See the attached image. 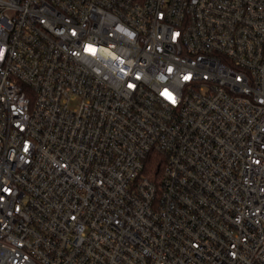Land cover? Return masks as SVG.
I'll list each match as a JSON object with an SVG mask.
<instances>
[{
    "label": "built area",
    "instance_id": "2783aa9c",
    "mask_svg": "<svg viewBox=\"0 0 264 264\" xmlns=\"http://www.w3.org/2000/svg\"><path fill=\"white\" fill-rule=\"evenodd\" d=\"M0 264H264V0H0Z\"/></svg>",
    "mask_w": 264,
    "mask_h": 264
},
{
    "label": "trees",
    "instance_id": "16d2710c",
    "mask_svg": "<svg viewBox=\"0 0 264 264\" xmlns=\"http://www.w3.org/2000/svg\"><path fill=\"white\" fill-rule=\"evenodd\" d=\"M165 165V157L158 152H152L146 161L144 174L157 186H160Z\"/></svg>",
    "mask_w": 264,
    "mask_h": 264
},
{
    "label": "snow or ice",
    "instance_id": "6c2138e0",
    "mask_svg": "<svg viewBox=\"0 0 264 264\" xmlns=\"http://www.w3.org/2000/svg\"><path fill=\"white\" fill-rule=\"evenodd\" d=\"M89 51H92V54L94 55L95 54V52H94V50H92V49H88ZM189 77H185V79H188ZM169 98H171V97H169ZM173 102H174V100H173Z\"/></svg>",
    "mask_w": 264,
    "mask_h": 264
}]
</instances>
